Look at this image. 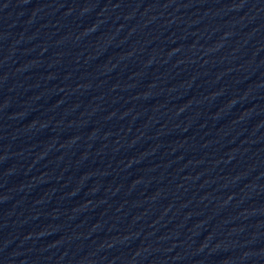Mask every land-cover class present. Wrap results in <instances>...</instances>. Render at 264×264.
I'll return each mask as SVG.
<instances>
[{"label":"water","instance_id":"water-1","mask_svg":"<svg viewBox=\"0 0 264 264\" xmlns=\"http://www.w3.org/2000/svg\"><path fill=\"white\" fill-rule=\"evenodd\" d=\"M0 264H264V0H0Z\"/></svg>","mask_w":264,"mask_h":264}]
</instances>
